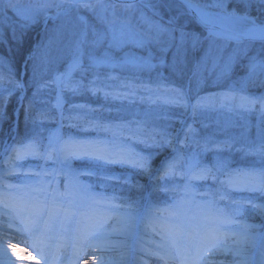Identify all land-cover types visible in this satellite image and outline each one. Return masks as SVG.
I'll return each instance as SVG.
<instances>
[{"label": "snow or ice", "instance_id": "6c2138e0", "mask_svg": "<svg viewBox=\"0 0 264 264\" xmlns=\"http://www.w3.org/2000/svg\"><path fill=\"white\" fill-rule=\"evenodd\" d=\"M4 3L24 30L36 25L41 17L47 22L51 9L56 10L53 19L65 18L62 27L71 24V13L80 9L92 12L102 25L97 28L84 16L77 15L78 31L72 33L76 39L71 42L70 60L65 70L57 72L49 81H41L33 66L29 82L35 89L33 95L54 85L55 107L61 119L63 94H80L87 87L95 95L100 90L95 82L100 68L130 67L151 72L168 67L179 74L180 69L191 62L192 75L198 78V83L203 82L205 70L215 73L213 83H218L230 76L245 58L248 63L242 66L246 67V75L240 80L239 91L229 89L211 100L208 96H197L191 101L179 88L157 85L153 89L141 85L142 90L150 93L142 99L153 103L159 100L190 111L193 119L202 111L215 110L217 101L219 108L228 111H252L259 104L264 112V96L243 94L249 86L264 87V0H28L27 3L4 0ZM118 7L128 13L119 23L109 19V15H116ZM137 12L139 16L134 18ZM192 24L199 31L190 28ZM127 48L146 51L147 55L124 52L117 60L114 53ZM101 49L103 51L97 55ZM254 49V54L249 55ZM89 72L94 78L85 85L84 77ZM77 74L80 79L76 78ZM124 86L130 91L111 94L113 99L136 94L135 85ZM14 87L23 90L26 85L16 81ZM104 94L106 98L110 95ZM72 107L83 108L84 105L73 104ZM3 118L5 114L0 108V120ZM162 118L171 119L166 114ZM179 123L183 135L178 140L164 131L146 128V121L135 122V127L93 121L81 130L105 132L111 139L64 138L57 128L50 134L47 145L36 135L5 144L7 167L0 174V226L11 229L22 225L23 230L34 237L32 247L45 264H56L51 251L53 245L49 243L50 234L55 231L73 234L79 252L101 247L112 232L135 238L138 264H149L150 260L154 264H264V231L253 232L256 225L241 223L239 219L248 207L264 215V204L256 202L264 198V168L230 169L227 161L219 156L214 157L213 163H205L203 154L212 147L217 151L230 149L231 142L210 145L206 139L201 143L196 139L192 124L183 119H179ZM128 141L143 145L147 151L134 149ZM190 143L198 150L185 154L183 149ZM166 148H171L174 155L165 156L158 165L154 164L155 157ZM248 154L264 159V145L249 149ZM27 159L45 164L52 161L60 167L49 171L37 166L38 171L23 173L38 178L33 182L7 183L5 177L16 173L23 167L19 162ZM73 160L85 162L87 166L74 169ZM117 167L131 171H112ZM58 172L64 176L62 188L56 179ZM133 175L147 177L151 187V191L135 201L120 203L121 197L115 190L110 194L94 191L97 186L114 189L116 185H127L129 190L135 188L144 192V185L133 183ZM46 176L52 178L44 179ZM84 176L94 178L95 182H85L81 179ZM207 181H211L212 186L199 191L198 183ZM156 193L175 195L171 202L154 201L152 197ZM232 193L253 195L237 198ZM222 201L226 203L222 205ZM229 256L231 261L227 259ZM98 259L104 264L103 256ZM0 264H9L6 252Z\"/></svg>", "mask_w": 264, "mask_h": 264}, {"label": "rangeland", "instance_id": "374dc122", "mask_svg": "<svg viewBox=\"0 0 264 264\" xmlns=\"http://www.w3.org/2000/svg\"><path fill=\"white\" fill-rule=\"evenodd\" d=\"M22 3H27L28 0H21ZM5 3L4 0H0V12L3 15V18L14 19L15 22L20 24V21L14 16L12 10L5 13ZM117 11H121L118 15ZM116 15L113 17L109 15L110 20H115L117 23L128 15L119 7L115 10ZM150 13V12H149ZM146 13L148 15H151ZM49 19L45 22L44 18L41 17L38 21V24L41 23L42 31L45 29L48 21L51 19L54 21L51 30V36L42 42L41 49L36 53V68L42 77L41 81H49L57 72H63L70 60V47L71 42L76 39L72 34L73 31H78L79 22L76 20L77 15L84 16L89 23L94 24L97 28L102 27V25L96 21L95 17L90 18L89 14H83L81 9L76 11L74 10L71 13V24H68L66 27H62L64 24L65 18H56V10H49ZM94 16V15H93ZM139 16V12L135 13L134 18ZM73 25H76V28H73ZM33 27V26H32ZM51 41V43H49ZM103 50H98L97 55H100V52ZM124 52H133L137 55H147L146 51H141L139 49L127 48L123 52L114 53L115 58L118 60L124 55ZM199 55V54H198ZM32 56H30L31 58ZM155 62V61H154ZM242 60L235 66L234 69L239 68ZM167 68V67H166ZM168 72L164 68H156L151 72L140 71L130 67H115V68H100L97 70V76L95 77L96 86L100 89L95 93V95L87 90V87L81 90L80 94H72L65 92L63 94L64 104H63V119L60 117L59 110L55 107L57 91L54 85L49 86L48 88L41 89L37 95H33L35 89L32 88L31 99L33 107L36 108V111L33 116L30 117L29 129L25 137H31L33 135L37 136V139L43 145H47L48 138L50 134L55 132L57 128L60 130L61 136L67 138L69 136L75 137L77 139H111L110 135L105 132H99L93 130L82 131L83 127H86L89 122H99L101 124L108 125H130L135 127V122L137 121H146V128L155 129L157 132L164 131L171 136L175 137L177 140L182 137L180 132L181 124L179 119L185 120L187 123L192 124L196 129V139L203 143L206 139L210 145L219 144L225 141L231 142V148H225L223 151H217L215 147H212L210 151L203 154L202 160L205 163H213L214 157L219 156L221 159L227 161L228 167L230 169H245V170H259L264 168V159L257 155L248 154L249 149L259 148L264 145V121L261 119L259 121V116H263L264 112L260 110L259 104L252 111H243L240 109H234L233 111H228L223 108H219L217 101V108L215 110H205L199 113L195 119L189 112H185L182 108H175L169 105L163 104L161 101L156 100L154 103L150 102L148 99H142V97H147L150 93L142 90L141 85H149L153 89L157 85H165L168 87H175L185 91L191 101H194L197 96H208L211 100L217 94L222 92H227L229 89H235L239 91L240 84L237 85H228L230 76L224 78L218 83H213L215 79V73L205 70L203 73V82L198 83V78L192 75L193 64L190 67H187L185 73L180 71L179 74L173 72L168 68ZM234 71V70H233ZM24 71L22 70V73ZM11 68L9 67L8 62L4 57L0 55V96L5 94V86L11 88L14 87V82H16V77L13 75ZM5 75H10L8 79L4 80ZM12 75V76H11ZM231 75V74H230ZM16 78V79H15ZM22 74L19 77L18 81H22ZM77 79H80L79 74H77ZM93 73L89 72L84 77V84L87 85L90 80H92ZM12 79V80H11ZM135 85L136 94L134 96H129L127 98L113 99V95L118 93H126L130 91L129 88L124 85ZM25 89L21 90L20 95L18 96V105L21 104L25 96ZM6 90V91H5ZM162 92L163 90L160 89ZM105 92L110 93L106 98ZM155 95V93H152ZM245 95L250 97L264 96L263 93L251 94L247 91H244ZM73 104L84 105L83 108H73ZM17 111V109H16ZM255 112V113H254ZM16 113V112H15ZM227 113V114H226ZM168 115L171 119L162 118L163 115ZM254 115L257 117V123L255 124L256 130L252 131L250 126L247 127L248 123L253 121L252 119L247 120V117ZM16 120V119H15ZM13 122V126L3 127L2 121H0V154L4 151L5 144H12L14 139L20 140V138H15L17 131V126ZM246 123V126L240 125V122ZM246 121V122H245ZM61 125H63L61 127ZM75 125V126H73ZM4 128V129H3ZM3 132V133H2ZM22 138V139H24ZM9 140V141H8ZM132 147L139 151H147L143 148V145L135 143L134 141H128ZM179 147V145H177ZM196 149L194 144H191L188 147H185L183 151L185 154L190 153ZM174 155L172 149L168 151L165 156L171 157ZM163 156L160 160L156 161L157 156L155 157L154 164L158 165L160 161L165 157ZM23 165L22 168H18L15 176L6 180L7 183L12 185H19L23 182L24 177L23 173L30 170H39V167H44L45 163L41 162L36 164L35 162L24 163L19 162ZM72 166L80 168L82 166H87L85 162L79 160H73ZM75 168V169H76ZM115 173H122L126 171H131L130 169H121L114 168L112 169ZM19 173L23 175L19 176ZM13 174V175H14ZM153 177H155V171L153 172ZM85 182H95L94 178H89L87 176L81 177ZM133 183L139 182L145 186V191L141 192L135 188L129 190L127 185H116L115 188H102L95 187L94 191L97 192H106L111 193L115 190L116 194L121 197L120 203H124L126 200L131 202L139 199L142 195H146L148 191H151L150 182L147 177L133 175ZM155 183H164V181H153ZM182 183L181 181H177ZM171 183V182H169ZM212 186L211 181L199 182L197 187L198 190L203 192L208 190ZM175 193H156L153 195L152 199L154 201H168L171 202L172 197ZM234 197L249 196L253 194L249 193H232ZM259 204H264V198H260L256 201ZM142 203V201H141ZM226 202H221L223 205ZM260 217L263 219L264 215L258 214V212L253 211L250 207L239 217L241 222H244L249 225H256L259 227L258 231L264 230V225L257 223Z\"/></svg>", "mask_w": 264, "mask_h": 264}, {"label": "trees", "instance_id": "16d2710c", "mask_svg": "<svg viewBox=\"0 0 264 264\" xmlns=\"http://www.w3.org/2000/svg\"><path fill=\"white\" fill-rule=\"evenodd\" d=\"M7 11H10V9L5 10V13ZM146 13H149L147 9H144ZM81 12L83 14H89L90 18H93V13L86 10L81 9ZM118 15L121 13V11H117ZM151 14V13H149ZM167 13H165V18H167ZM53 20H49L48 24L46 25L45 29L42 31L41 29V23L38 25H34L28 30H24L20 27V24L15 22L14 19H6L3 18V15L0 12V55L6 59V61L9 64V67L11 68L13 75L17 78L16 81L19 80L20 74L22 72L23 64L24 65L25 72L22 77L23 83L26 85V88L28 86V89H26V94L23 100V104L20 107L19 110V119L17 122V136L18 138L22 139L24 136H26V133L29 129V123H30V117L33 116V114L36 111V108L33 107L32 99H31V91L32 86L29 85V82L32 78L33 73V66H36V59L37 55L36 53L41 49L42 42L44 43L46 39H48L51 36V30L54 25ZM190 28H195L196 31H199L198 28L194 24L189 26ZM255 48H259V45H256ZM255 52V49L249 53V55H253ZM32 55L31 58H29ZM248 63L247 59H242L241 65L239 68L234 69V71L231 73L228 85H239L240 80L242 77L246 75V66ZM192 63L190 62L187 67H190ZM244 65V66H242ZM187 67L181 68L180 71H183L182 73H185V70ZM165 70L168 72V67H165ZM170 71V70H169ZM179 71V72H180ZM38 78L41 80L42 77L40 76L39 71L37 70ZM6 78H12L10 75H5ZM12 76V75H11ZM12 80V79H11ZM7 92L0 96V108L3 109L5 118H3L2 125L5 126H11L13 120H14V112L15 108L18 104V96L21 92V89H16L15 87L11 88L8 85L5 86ZM247 91L251 94H259L264 92V87L260 86H249L247 88ZM255 113V112H254ZM227 114V113H226ZM252 119L251 123H248L247 120ZM261 119L264 121V115L259 116V121L261 122ZM247 121V122H246ZM247 127L250 126L252 128V131L256 130V123H257V117L254 115L247 117L246 119ZM246 123H243L242 121L239 123L240 125L246 126ZM4 129V128H3ZM3 133V132H2ZM170 148L164 149V151L161 153V155L157 156L156 161L160 160L163 156H165Z\"/></svg>", "mask_w": 264, "mask_h": 264}, {"label": "bare ground", "instance_id": "6f19581e", "mask_svg": "<svg viewBox=\"0 0 264 264\" xmlns=\"http://www.w3.org/2000/svg\"><path fill=\"white\" fill-rule=\"evenodd\" d=\"M9 141V140H8ZM24 163L36 164L41 163L42 161L37 159H27L22 161ZM44 163V162H43ZM7 167L5 164V154L4 151L0 154V174L3 173V170ZM60 167L59 164H54L52 161H48L44 168H47L49 171ZM74 169L76 167L72 166ZM38 171V170H34ZM10 175L5 177V180L15 176ZM22 176V173H19V176ZM22 177L25 182H33L38 179L37 177L25 176ZM51 176H46L44 179H51ZM56 179L60 183L62 188L64 182V176L62 173L56 174ZM13 192L16 189H12ZM120 211H124L121 209ZM244 223V222H241ZM259 224L264 225V218L258 220ZM21 228L20 231H17L16 228ZM259 227L256 226L253 229V232H258ZM264 231V230H263ZM51 239L49 243L53 245L51 251L53 254V259L56 264H101V261L98 257H104V264H138L136 259L138 253L135 250V238H126L125 236L119 234L118 232H112L104 245L96 248H88L85 252H79V248L76 245L74 235L71 233H61L55 231L50 234ZM34 237L28 233L26 230H23L22 225H16L13 228L9 229L3 226H0V260L3 258L4 252L7 253L9 264H36V261L39 260L40 264H45L43 258L39 257L36 251L33 249ZM255 251H258L255 250ZM79 252V258H76V254ZM231 261L232 257H227ZM149 264H154L153 261H149Z\"/></svg>", "mask_w": 264, "mask_h": 264}]
</instances>
